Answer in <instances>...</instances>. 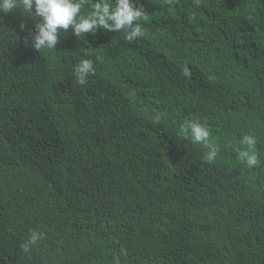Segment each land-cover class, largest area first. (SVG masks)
<instances>
[{"label":"trees","instance_id":"16d2710c","mask_svg":"<svg viewBox=\"0 0 264 264\" xmlns=\"http://www.w3.org/2000/svg\"><path fill=\"white\" fill-rule=\"evenodd\" d=\"M137 6L136 41L69 29L41 52L33 17L0 13V264H264V0ZM194 119L212 163L175 136ZM30 230L46 235L23 253Z\"/></svg>","mask_w":264,"mask_h":264},{"label":"clouds","instance_id":"9594fccd","mask_svg":"<svg viewBox=\"0 0 264 264\" xmlns=\"http://www.w3.org/2000/svg\"><path fill=\"white\" fill-rule=\"evenodd\" d=\"M138 3L139 0H0V13L8 14L20 9L25 16L33 17L36 23L34 34H30L31 46L41 52L56 49L61 34H66L69 29L80 40H84L85 34H94L98 28H102L122 32L128 42L136 41L145 35L140 21L146 13L142 6H137ZM195 3L199 6L200 0H195ZM20 27L24 29L26 25L21 23ZM85 55L86 58L79 60L73 67L75 81L81 86L86 85L96 71L91 53L86 52ZM183 74L189 76L190 69L186 67ZM160 119L157 114L155 121L159 122ZM175 136L207 149L204 153L207 162L216 160L219 149L211 142L209 126L200 119L182 124ZM233 151L237 159L249 169L261 163L257 138L252 134L242 135ZM45 235L43 231L30 230L27 239L20 245L21 251L31 252ZM113 260L114 264H119V257H113Z\"/></svg>","mask_w":264,"mask_h":264}]
</instances>
